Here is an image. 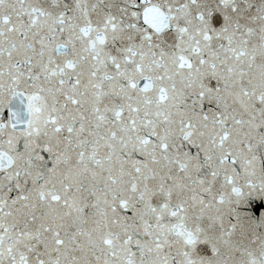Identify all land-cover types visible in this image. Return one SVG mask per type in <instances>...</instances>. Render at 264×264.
Here are the masks:
<instances>
[{"label": "snow or ice", "instance_id": "6c2138e0", "mask_svg": "<svg viewBox=\"0 0 264 264\" xmlns=\"http://www.w3.org/2000/svg\"><path fill=\"white\" fill-rule=\"evenodd\" d=\"M0 264H264V0H0Z\"/></svg>", "mask_w": 264, "mask_h": 264}]
</instances>
